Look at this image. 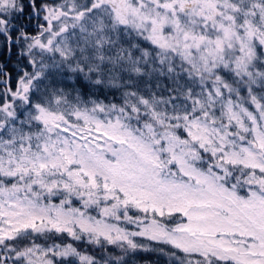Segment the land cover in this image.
<instances>
[{
    "label": "snow or ice",
    "instance_id": "obj_1",
    "mask_svg": "<svg viewBox=\"0 0 264 264\" xmlns=\"http://www.w3.org/2000/svg\"><path fill=\"white\" fill-rule=\"evenodd\" d=\"M139 252L264 264V0H0V264Z\"/></svg>",
    "mask_w": 264,
    "mask_h": 264
},
{
    "label": "trees",
    "instance_id": "obj_2",
    "mask_svg": "<svg viewBox=\"0 0 264 264\" xmlns=\"http://www.w3.org/2000/svg\"><path fill=\"white\" fill-rule=\"evenodd\" d=\"M84 245H81L83 247ZM166 258L163 256L155 257V252H139L130 254L129 264H167Z\"/></svg>",
    "mask_w": 264,
    "mask_h": 264
},
{
    "label": "rangeland",
    "instance_id": "obj_3",
    "mask_svg": "<svg viewBox=\"0 0 264 264\" xmlns=\"http://www.w3.org/2000/svg\"><path fill=\"white\" fill-rule=\"evenodd\" d=\"M39 243H43V241H38ZM57 242H59V241H57ZM65 242H69L67 239H66V241ZM77 243H79V242H77ZM81 245H84V244H82V243H79V248H80V250H82V251H85V252H88L89 254H91L92 253V251H93V249H92V247L91 246H86V245H84L83 247H81ZM157 254L159 255V253H155V257H157ZM160 256V255H159ZM166 258V262L168 263V257H165Z\"/></svg>",
    "mask_w": 264,
    "mask_h": 264
},
{
    "label": "flooded vegetation",
    "instance_id": "obj_4",
    "mask_svg": "<svg viewBox=\"0 0 264 264\" xmlns=\"http://www.w3.org/2000/svg\"><path fill=\"white\" fill-rule=\"evenodd\" d=\"M168 264V263H167Z\"/></svg>",
    "mask_w": 264,
    "mask_h": 264
}]
</instances>
